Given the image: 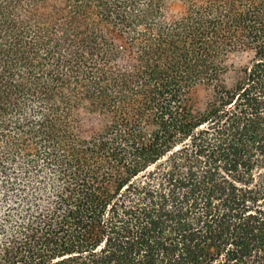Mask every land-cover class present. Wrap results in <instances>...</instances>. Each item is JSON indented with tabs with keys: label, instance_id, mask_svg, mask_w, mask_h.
<instances>
[{
	"label": "trees",
	"instance_id": "1",
	"mask_svg": "<svg viewBox=\"0 0 264 264\" xmlns=\"http://www.w3.org/2000/svg\"><path fill=\"white\" fill-rule=\"evenodd\" d=\"M0 264H264V0H0Z\"/></svg>",
	"mask_w": 264,
	"mask_h": 264
},
{
	"label": "rangeland",
	"instance_id": "2",
	"mask_svg": "<svg viewBox=\"0 0 264 264\" xmlns=\"http://www.w3.org/2000/svg\"><path fill=\"white\" fill-rule=\"evenodd\" d=\"M183 10H184L183 4L178 1H174L169 4V12L172 16L180 15L183 12ZM190 98L198 106H202L206 101L207 92L203 87L200 86L196 87L191 90ZM101 128H102V121L98 116L92 115L85 111L81 113L80 132L83 135L88 136L90 134L100 131Z\"/></svg>",
	"mask_w": 264,
	"mask_h": 264
}]
</instances>
